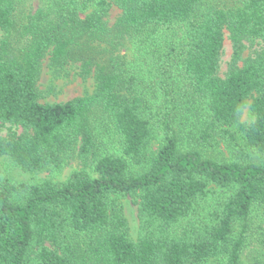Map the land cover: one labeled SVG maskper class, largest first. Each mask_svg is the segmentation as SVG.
<instances>
[{
    "label": "trees",
    "instance_id": "1",
    "mask_svg": "<svg viewBox=\"0 0 264 264\" xmlns=\"http://www.w3.org/2000/svg\"><path fill=\"white\" fill-rule=\"evenodd\" d=\"M113 4L122 12L108 26ZM224 30L232 56L220 77ZM0 31V131L20 130L0 135V158L55 173L76 151L95 173L1 181L0 264H243L253 211L264 245V47L237 66L245 42L264 46V0H43L26 16L0 0ZM46 55L94 72L96 89L41 103ZM247 104L252 121L239 122ZM105 133L117 151L103 150ZM216 139L228 160L197 148ZM121 197L138 199L134 240Z\"/></svg>",
    "mask_w": 264,
    "mask_h": 264
},
{
    "label": "rangeland",
    "instance_id": "2",
    "mask_svg": "<svg viewBox=\"0 0 264 264\" xmlns=\"http://www.w3.org/2000/svg\"><path fill=\"white\" fill-rule=\"evenodd\" d=\"M20 3L21 15L26 16L28 13L33 12L39 7L43 0H18ZM121 9L115 4L111 5L106 17L105 22L108 26L113 25L121 15ZM176 32V33H175ZM2 31H0V38ZM170 41L179 51L183 44L182 32L172 31L169 33ZM167 45V44H165ZM263 44L260 41H256L253 44L245 42V49L241 54V60L237 63V66H242L244 59L254 56L256 52L263 49ZM164 49V48H163ZM163 52V50L161 49ZM232 56V43L229 39L227 30L223 31V46L219 57L217 74L220 77H224L228 71V67ZM178 69L174 67L172 72L173 76L178 78ZM179 79V78H178ZM97 86V82L94 78V72H91L88 76L81 74L80 63L69 62L66 65L56 67L50 64L49 55H46L42 61L40 77L38 80V89L40 91L41 103H59L72 99L77 96H84L91 94ZM182 96L179 89L176 95ZM250 102V101H249ZM185 105V104H184ZM183 105V106H184ZM182 106V107H183ZM249 104L243 109L239 116V122L250 123L252 117L248 109ZM179 123L181 127V147L188 148L192 145L187 138L188 127L186 125L188 121V115L184 108L179 109ZM19 133L20 130L13 126L5 125L1 128L0 135H7L11 132ZM101 139L104 141L102 146L107 152L117 151L118 143L114 134L105 133ZM191 143V145H190ZM158 141L153 142V149H156ZM203 154L215 160H228L231 156V151L221 140H214L209 145H202L197 147ZM75 170H85L90 175H95L90 161L82 160L76 151H71L65 155L61 168L58 172L52 173L51 171L42 170L36 172L22 171L16 164H14L10 158L2 156L0 158V182L1 181H22V182H38L44 179H51L57 183H62L66 178ZM137 201L135 197H121L118 199V207L121 209L123 216L128 222V229L130 237L134 240L138 234V215H137ZM260 214L258 211H253L249 219V228L247 235V243L242 251L243 264H255L256 261L264 260V245L263 231L260 224Z\"/></svg>",
    "mask_w": 264,
    "mask_h": 264
}]
</instances>
